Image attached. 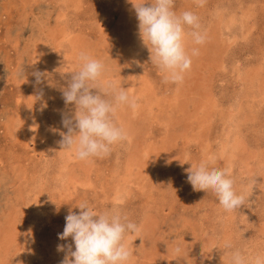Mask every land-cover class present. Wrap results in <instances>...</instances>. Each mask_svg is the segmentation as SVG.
I'll use <instances>...</instances> for the list:
<instances>
[{
    "label": "rangeland",
    "instance_id": "rangeland-1",
    "mask_svg": "<svg viewBox=\"0 0 264 264\" xmlns=\"http://www.w3.org/2000/svg\"><path fill=\"white\" fill-rule=\"evenodd\" d=\"M0 264H264V0H0Z\"/></svg>",
    "mask_w": 264,
    "mask_h": 264
},
{
    "label": "bare ground",
    "instance_id": "bare-ground-1",
    "mask_svg": "<svg viewBox=\"0 0 264 264\" xmlns=\"http://www.w3.org/2000/svg\"><path fill=\"white\" fill-rule=\"evenodd\" d=\"M238 15V14H237ZM242 20V19H241ZM234 23V22H233ZM232 23V24H233ZM230 24L231 23H229V24H227L228 26H230ZM143 42H144V39L141 37V35H136L135 36V38H134V40H133V42L131 43V49H130V54H131V59L133 58H136V57H138V56H140V54H141V47L143 46ZM126 128H130V126H129V123L128 124H126ZM126 131V133H127V130H125ZM129 131V130H128ZM127 135V134H126ZM129 136V135H128ZM130 138V137H129ZM232 143L233 144H226L227 146L224 148V150H223V153H224V155L225 156H230V155H232V152H233V148L234 149H236L237 148V142H236V140L234 141H232ZM230 145L231 146H235V147H231V148H227V147H230ZM62 152H64L63 150H62ZM67 154V153H66Z\"/></svg>",
    "mask_w": 264,
    "mask_h": 264
}]
</instances>
